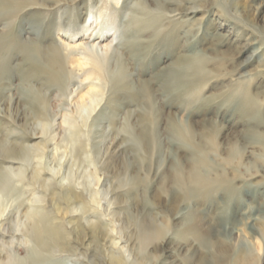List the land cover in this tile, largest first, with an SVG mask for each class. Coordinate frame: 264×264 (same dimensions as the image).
I'll use <instances>...</instances> for the list:
<instances>
[{
  "label": "rangeland",
  "instance_id": "1",
  "mask_svg": "<svg viewBox=\"0 0 264 264\" xmlns=\"http://www.w3.org/2000/svg\"><path fill=\"white\" fill-rule=\"evenodd\" d=\"M114 1L78 0L75 7L62 6L59 10L61 17L56 11H49L46 15L44 10H26L15 21H0V34L11 24L13 26L8 30L10 41L0 43L2 58L6 48L11 49L28 38L40 44V58L44 62L49 54L47 48L58 46L59 40H72L71 43L79 45L93 44L98 37L96 25L85 35L80 28L88 14L87 9H93L95 13L107 7V13H114L111 19L119 24L118 35L130 37V43L114 42L131 74L132 86L114 80L109 85L115 96L114 100L106 102L112 108L107 112L112 115L106 112L100 121L104 122L105 134L113 137L115 134L117 138L114 144H110V140L104 143L109 148L103 159H106L104 172L95 170L93 165L77 172V175L81 172L95 175L90 190L100 203L90 204L92 212L80 220L77 219L79 212L71 214L64 210L63 201L55 200L61 211H52L53 223L69 234L78 225V240L72 236L69 241L78 247L79 252L86 254L89 261L96 260L100 264H106V249L119 250L125 261L132 260L127 258L128 253L123 248L125 243L117 234V225L118 229L122 225L124 232L134 235L139 224L161 232L162 238L156 237L146 251L149 256L147 264H264V0H142L151 17L159 18L161 10L177 12L168 14L166 19L162 16L161 20L154 18V22L147 19L146 25L137 27L127 19L136 0ZM194 6L199 9L198 13L189 22L185 21ZM61 27H76L78 34L70 39L59 32ZM113 32L109 28L104 33L103 43L113 37ZM258 48L260 52L256 53ZM6 57L11 58L8 71L13 78L9 87L14 100L21 95L22 88L25 89V83L31 81L45 91L42 90L50 112L60 114L67 107L75 112L49 75H40L38 79L32 77L35 70L28 71L29 63L15 51ZM195 57L204 59L205 75L202 78L190 74L189 62ZM114 63H109L110 70L114 69ZM61 66L54 65V70L64 78L70 77V71L79 74L72 66ZM177 75L189 78L179 81V78L175 79ZM76 81L71 80L69 91L76 88ZM182 84L188 86L181 87ZM3 99H0L2 104ZM14 100L11 103L6 100L2 105L8 115L0 114V141L18 139L20 134L29 137L27 127L38 119L40 109L32 100L23 99L20 103ZM127 112L130 113L128 124L135 135L134 140L118 132ZM60 120V116L56 117V125ZM112 120L113 124L108 128V121ZM172 126L187 135L189 144L173 137ZM55 130L53 142H45L39 135L30 141L29 145H38L42 140L40 144L45 146L43 160H53L55 145L64 136L61 127ZM101 152L103 154V147ZM3 161L4 168L17 170L20 166L17 162ZM196 162L206 180L198 197L191 186H186L190 190L179 191L172 183L176 173L187 176L188 169ZM37 164L34 160L27 176ZM41 175L42 178L51 176L46 172ZM31 186L24 187V206L17 213L14 211L17 215L29 207L44 206L34 203L39 201L41 189L37 185ZM107 186L110 193L106 198L105 195L101 197L99 191ZM74 188L76 192L82 191L80 183ZM167 189L185 197L184 202L177 206L171 203ZM191 192L197 200L190 196ZM186 194H189L187 199ZM195 212L200 213L198 220L192 218ZM86 220H98L109 237L98 236L96 239L86 228ZM115 220L120 223L115 224ZM98 242L103 248L100 249ZM7 244V249H17L15 255L19 259L28 255L29 242L20 233L8 236ZM53 260L50 264L80 262L78 257L67 254H56Z\"/></svg>",
  "mask_w": 264,
  "mask_h": 264
},
{
  "label": "bare ground",
  "instance_id": "2",
  "mask_svg": "<svg viewBox=\"0 0 264 264\" xmlns=\"http://www.w3.org/2000/svg\"><path fill=\"white\" fill-rule=\"evenodd\" d=\"M77 1L78 0H0V21H15L17 20L19 14L23 11L25 12L26 10H35L36 12H42L44 10V14L46 15H48L49 11H56L58 16L61 17L62 13L59 12L60 8L67 5L68 7H75L77 5ZM118 1L119 0H115L114 2ZM154 1L157 2V0ZM106 9L107 7L97 10L95 13L93 12V9H87L88 14L83 20L82 26L80 27L83 29L85 35L86 32L94 27L93 25H96L95 29L98 28V37L95 39L93 44L85 43L84 45H79L71 43L72 40H70L71 42L59 40V44H57L58 46L52 45L47 48L49 54L47 55V58L44 62L40 58V44H37L33 39L28 38L25 41H20L11 49L6 48L3 58L0 56L1 100L4 98V101L8 100L10 103L14 100V97H12L10 94L11 89L9 87L10 79L13 78H11L12 73L8 71L9 61L11 58H7L6 56H8V53L11 54L12 51H15L17 54L22 55L24 62L29 63L30 70L28 71H31L32 68L35 70L33 73H31L32 77H36L38 79L40 75H49L53 81L52 83H55L58 86L59 91L62 92V95L65 96L68 106L70 107L73 105L75 110V112H72L68 110L67 107V109H63L60 114L54 111L50 112L48 110V100L46 99L45 94L42 92L43 89H38L34 84H32L33 82L31 81H27L28 83H25V89L22 88L21 95L18 96L19 98L16 97L14 100L16 103H20L23 99L32 100L33 104H35L40 109V111L37 115V121H34L32 125L28 126V129L26 126H21L22 128L28 130L30 135L29 137L20 134L21 137L18 139H6L0 141V264H50L52 261H54L53 259L56 254H67L75 258L78 257V261H80L79 264H100L99 262H96V260L89 261L87 255L79 252L78 247L73 245L71 243L72 241H69L72 236L75 237L74 239L78 240V225H76L75 228H72L73 233L69 234V232L62 230L53 223L55 219L52 217V211H61L55 202V200H61L65 203L64 210L66 209L71 214L74 212H79L80 216L77 219L82 220L84 219L82 216L92 212V204L100 203V200L97 199L90 190L92 182L96 180L95 175H85L82 174V172L77 175V172L79 169L90 166L92 167V165L96 168L95 170L104 172L106 159H103L104 156L109 152V148L105 147L104 143L106 140H110V144H114L117 138L114 133V137L111 134H105V131L103 130L104 122L100 121L104 113L112 109L109 107L110 104L106 102L114 100L115 98L111 91L112 87L109 85H111V82L114 80L118 84L128 85L130 87L132 86V78L130 72H128V67H126L127 65L123 61L122 54H120L118 48L114 46V42H117V44L123 41L125 43H130V37L126 35L124 36L123 34L118 35V31H116V29L119 28V24L111 19V16L114 13L111 15L109 12L107 13ZM198 11L199 9L196 6L191 8L188 12L189 18L185 21L191 20L198 13ZM115 12H117V10ZM174 12H177V10L173 12L169 11V13L161 10L159 13V18L151 17V12L146 9L144 2L142 0H136V2H134L131 7V12L127 19L132 21L137 27L141 24L146 25L147 19L150 20L151 18L152 22H154L155 19L161 20V16L162 18L164 17L166 19L168 14H172ZM103 26H107V28H103ZM12 27L13 26L11 24L9 27H7V29ZM109 28L114 30L112 33L113 37H111L108 42L103 43L104 33L107 32ZM8 30L0 34V43L4 42L7 44L10 41ZM58 30L63 34H66V36L70 37V39H73L78 34V28L76 27H61V30ZM259 52L260 50L258 48L256 53ZM76 53H78L77 56ZM75 56L77 58H75ZM262 60L264 61V58ZM110 62H115V67H113L114 69H109ZM189 63V65H191L190 72H192L190 74H194V78H202V76L205 75L203 58L195 57ZM56 64L62 65V68H66V66H72L82 76L78 77L79 74L75 75L74 71H70L68 72L70 79L64 78L62 75H59L58 71L54 70V65ZM61 76L64 79H62ZM178 78L179 81H182L189 77H187V75L185 77L184 75H177V77L175 76L176 80H178ZM74 79L75 81L78 80L76 81V88L69 91V88L71 87V80ZM183 86L188 85L182 84L181 87ZM4 101L3 104L0 101V114L8 115V110H5L6 107H2V105L5 103ZM154 101L155 99L152 101L153 105ZM103 102L104 104L102 105ZM107 114L109 113L107 112ZM136 114L137 113H135V115ZM58 116H60L62 120H60L61 122L56 125L55 120ZM128 117H130V113L127 112V114L124 116L125 122L119 127L120 129L118 132L120 131V133L128 135L134 140L135 135L131 131L128 124ZM11 121L14 122L15 119H11ZM108 122L110 125L107 126L106 124V126L109 128L111 124H113V120ZM56 127H61L63 129L64 136L60 139L59 143L55 145L56 148L53 150L54 153L52 154L54 155L53 160L47 161L45 158L43 160L42 158L44 157L45 146H41L40 143L42 140L38 145H29L30 141L33 139L32 137L39 135V137H42L43 140L45 139V142H53L56 134ZM170 129L175 139L185 144L188 143L187 135L184 134L177 126H172ZM115 130L116 127L113 131ZM137 139L138 138L136 137V140ZM102 147L103 154L101 152ZM64 157L65 159L63 161ZM3 160L17 162L20 166L17 170L4 168ZM34 160H36L38 164L29 171V176H27L28 168L30 165H32ZM210 167L212 168V166ZM41 172L49 173L51 176L42 178ZM27 181L30 183V185H37L38 188L41 189V194L38 197L39 201L35 200L34 203L39 202L42 205L44 204V206L43 208L41 206L36 208L29 207L26 211H24V213L17 215V210L21 206H24L23 197L26 195V192H24V187H30ZM205 182L206 180L204 179L200 164L198 162L194 163L193 166L188 169L187 176H185V174L183 176L178 172L172 178L173 185H175L179 191L188 189L186 186L189 185L192 187V191H196V195L198 192H200ZM79 183L82 191L76 192L74 187L76 184L79 186ZM107 188L108 186L105 190L101 189V191H99L101 193V197H104L105 195L106 198L110 193V189L108 192ZM162 188L164 189V186ZM188 190H190V188ZM148 191L149 189L147 192ZM222 191H224V188ZM166 192L170 198L169 201L176 206L180 203L182 204L185 200V197L178 196L176 192H173L171 189H167ZM163 193L165 194V192ZM186 193L188 192L186 191ZM188 196L189 194L187 195L186 199ZM190 196H192V192ZM198 196L199 195H197V197ZM194 199L197 200L198 198L195 197ZM137 201L138 200L135 202ZM30 203L32 204L33 202ZM14 211H16V213H14ZM94 214L100 216L97 211H94ZM199 215L197 212H195L192 218L194 220H198ZM114 223L119 224L120 222L115 220ZM151 223L152 222H150V224ZM86 228L96 237V239L98 236H101L104 239L109 237L107 236V232H104L103 228L100 227L98 220H86ZM15 233H20L21 236H23V238L29 242V252L25 259H19L15 255L18 253V251H16L17 249H7V238L8 236H12ZM117 234L120 236V241L125 243L123 248H126L125 252L128 253L127 258L131 257L132 260L130 262L125 261L123 258V252L119 250L109 251L106 249V253L104 255L106 264H147L149 261V256L146 251L151 245L150 243L155 241L154 239H156V237H161L160 231L156 229L144 228V226L141 224L137 226L134 235L133 233L132 235H129L128 233L124 232L122 225L118 229L117 225ZM95 241L96 240H94V242ZM99 241L101 242L102 240L99 239ZM100 242H98L99 245ZM95 245H97V243ZM101 248H103V246L100 245V249ZM23 250H25V248Z\"/></svg>",
  "mask_w": 264,
  "mask_h": 264
}]
</instances>
